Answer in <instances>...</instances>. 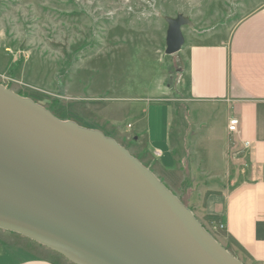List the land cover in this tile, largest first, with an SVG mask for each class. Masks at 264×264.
I'll return each mask as SVG.
<instances>
[{
	"label": "rangeland",
	"instance_id": "obj_1",
	"mask_svg": "<svg viewBox=\"0 0 264 264\" xmlns=\"http://www.w3.org/2000/svg\"><path fill=\"white\" fill-rule=\"evenodd\" d=\"M262 4L264 0H0V82L23 96L41 93L37 102L46 108L56 102L66 112L86 116L101 107L118 114L133 103L169 98L164 111L169 146L176 160L183 159L182 169L192 173L193 186L215 190L236 178L239 164L232 158L231 138L225 137L223 117L209 104L184 100L177 67L190 43L226 37L238 20ZM178 13L193 24L181 27L180 50L165 54L167 23L161 15ZM76 121L118 141L101 120L79 115ZM119 140L138 154L133 145ZM151 167L159 173L157 165ZM157 177L193 208L187 189L183 194L179 189L181 179L177 183L182 172ZM206 228L224 242L218 230L211 231L212 224ZM2 231L12 233L0 229V235ZM22 237L35 253L72 264Z\"/></svg>",
	"mask_w": 264,
	"mask_h": 264
},
{
	"label": "water",
	"instance_id": "obj_2",
	"mask_svg": "<svg viewBox=\"0 0 264 264\" xmlns=\"http://www.w3.org/2000/svg\"><path fill=\"white\" fill-rule=\"evenodd\" d=\"M161 16L173 54L193 23ZM0 229L72 264H245L115 138L1 82Z\"/></svg>",
	"mask_w": 264,
	"mask_h": 264
},
{
	"label": "crops",
	"instance_id": "obj_3",
	"mask_svg": "<svg viewBox=\"0 0 264 264\" xmlns=\"http://www.w3.org/2000/svg\"><path fill=\"white\" fill-rule=\"evenodd\" d=\"M206 39L192 42L185 49L180 61L183 64L177 67L179 83L184 100L209 104L223 117L225 137L231 138L235 151L232 158L241 165L235 181L228 179L218 189L206 192L199 184L193 186L192 173L182 169L183 159L182 163L176 160L175 149L169 146L168 111L166 116L164 113L170 101L167 97H154L145 104L132 102L118 114L101 107L102 111L79 115L103 121L119 142L127 141L136 148V157L154 174L182 172L177 180L181 179L179 189H187L189 203L195 209L191 208L201 223L206 227L221 225L216 231L224 239L220 243L228 245L243 263L264 264V4L238 20L226 37ZM229 117L239 119L237 134L228 135L226 131ZM242 141L250 145L244 147ZM151 165L158 166V174ZM2 232L0 241L8 246L0 245L1 264H62L35 253L21 235Z\"/></svg>",
	"mask_w": 264,
	"mask_h": 264
},
{
	"label": "trees",
	"instance_id": "obj_4",
	"mask_svg": "<svg viewBox=\"0 0 264 264\" xmlns=\"http://www.w3.org/2000/svg\"><path fill=\"white\" fill-rule=\"evenodd\" d=\"M20 94V93H19ZM29 97H31L33 100H35V101H39L40 100V98L42 97V94L41 93H37L36 91H31V93H30V95H29ZM56 105V102H53V104H52V107H48L49 109H50V111H52L56 116H58V117H60V118H62V119H73V120H75L76 121V119H78V117L79 116H77L76 114H73V113H70V112H66L65 111V109H64V107L62 106V105H58V106H55ZM105 133V132H104ZM106 135H109V134H107V133H105ZM162 181V180H161ZM163 183H165V182H163ZM165 185H166V183H165ZM167 187H169L168 186V184L166 185ZM170 188V187H169ZM171 189V188H170ZM184 190V189H183ZM182 190V194L183 193H185V191H183ZM174 192V191H173ZM175 193V192H174ZM179 197V199L181 200V201H183L184 202V200H183V198H182V196H178ZM190 209L193 211V209L190 207ZM216 238V237H215ZM226 247V246H225ZM228 250H229V248H228V246L226 247ZM234 255V254H233Z\"/></svg>",
	"mask_w": 264,
	"mask_h": 264
},
{
	"label": "built area",
	"instance_id": "obj_5",
	"mask_svg": "<svg viewBox=\"0 0 264 264\" xmlns=\"http://www.w3.org/2000/svg\"><path fill=\"white\" fill-rule=\"evenodd\" d=\"M181 76L179 75V79ZM3 83V82H2ZM4 84V83H3ZM129 126V125H128ZM226 131L228 135H234L239 132V119L237 117H229L226 123ZM242 144L244 147H248L250 143L248 141H242ZM219 228H221V225H213L211 228V231H215Z\"/></svg>",
	"mask_w": 264,
	"mask_h": 264
}]
</instances>
